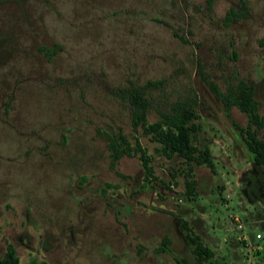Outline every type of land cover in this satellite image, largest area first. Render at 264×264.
Masks as SVG:
<instances>
[{"label": "rangeland", "instance_id": "374dc122", "mask_svg": "<svg viewBox=\"0 0 264 264\" xmlns=\"http://www.w3.org/2000/svg\"><path fill=\"white\" fill-rule=\"evenodd\" d=\"M244 1L0 0V255L9 242L21 264H264V168L247 116L213 90L250 86L262 139L264 0ZM133 92L148 122L193 110L211 167L134 129ZM107 134L128 154L112 161Z\"/></svg>", "mask_w": 264, "mask_h": 264}, {"label": "trees", "instance_id": "16d2710c", "mask_svg": "<svg viewBox=\"0 0 264 264\" xmlns=\"http://www.w3.org/2000/svg\"><path fill=\"white\" fill-rule=\"evenodd\" d=\"M240 3L243 7L246 6L244 0H240ZM239 14L241 13L230 8L224 20L226 22L230 21ZM213 90L215 96L224 104L225 109L235 106L247 116L248 124L244 129L240 128L239 132L246 147L253 154L254 162L264 168V135L262 139H257L251 127H262V118L257 112V102L252 96L251 87L240 81L234 89L228 91L226 94H221L215 87H213ZM141 99V93L139 92L130 94V102L135 106L132 113V127L134 129L140 126L143 135H149L150 139L161 143V151L167 158L173 155L182 158L188 164L187 169H190L191 164L211 167L207 148L199 149L193 143L194 134L198 130V125L192 121L197 118L193 110L183 108L171 113L162 112L158 120L148 122L145 111L141 107L143 106ZM138 107H141V111L135 109ZM117 137L122 139V136L119 134L117 136L107 134V148L110 151L112 161L117 160L124 154H128L127 147L121 145L124 139L118 142ZM138 156L144 171L149 173L150 167L147 164L146 157L142 152ZM184 239L193 245L192 253L198 260H204L212 255L210 249L204 247L199 242L197 236L190 237L189 235H184ZM168 241V238L165 236L161 242L162 247L158 248V250L163 251ZM0 264H21L15 254L14 247L9 242L5 244L4 252L0 255ZM174 264H187V262L184 259H175Z\"/></svg>", "mask_w": 264, "mask_h": 264}, {"label": "built area", "instance_id": "2783aa9c", "mask_svg": "<svg viewBox=\"0 0 264 264\" xmlns=\"http://www.w3.org/2000/svg\"><path fill=\"white\" fill-rule=\"evenodd\" d=\"M256 237H259V235H256Z\"/></svg>", "mask_w": 264, "mask_h": 264}]
</instances>
